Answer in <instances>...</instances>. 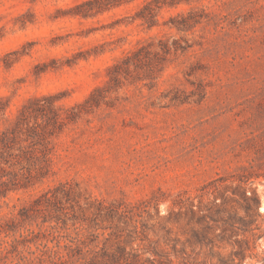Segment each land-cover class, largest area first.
I'll return each mask as SVG.
<instances>
[{"label":"rangeland","instance_id":"rangeland-1","mask_svg":"<svg viewBox=\"0 0 264 264\" xmlns=\"http://www.w3.org/2000/svg\"><path fill=\"white\" fill-rule=\"evenodd\" d=\"M84 1L0 0V97L8 100L0 128L45 93L61 94L58 103L71 106L103 86L109 103L81 114L55 139V174L1 199L0 218L48 185L76 180L107 200L152 197L160 213L148 208L156 231L150 237L185 252L175 264L180 256L264 264V0L164 7L151 28L130 18L146 0L74 15ZM178 13L198 22L178 31L170 21ZM159 38L192 46L169 56L151 78L138 70L118 87L108 84L109 66ZM172 89L187 102L172 104L165 96ZM245 189L258 201L244 199ZM206 226L213 245L195 238Z\"/></svg>","mask_w":264,"mask_h":264},{"label":"trees","instance_id":"trees-1","mask_svg":"<svg viewBox=\"0 0 264 264\" xmlns=\"http://www.w3.org/2000/svg\"><path fill=\"white\" fill-rule=\"evenodd\" d=\"M131 1L85 0L75 7L73 14L92 17ZM191 1L146 0L130 18L151 28L158 24L157 16L162 8ZM170 21L178 31L190 30L198 22L190 13H178ZM191 46L185 39L145 40L108 67L107 82L118 87L132 71L138 70L151 78L162 70L169 56L186 52ZM105 91L103 86H96L83 101L71 106L59 104L63 96L57 93L33 97L17 111L13 120L0 128V200L11 192L43 183L55 174V139L81 114L103 103L108 105ZM165 96L172 104L187 102L179 89H172ZM7 102L0 97V118L5 114ZM246 193L245 189L244 199L258 201L255 190ZM152 201V197L134 203L124 199L107 200L92 195L76 180L56 181L15 214L0 218V264H175L178 253L185 252L174 245L172 251L167 250L165 237L163 241L150 237V232L156 231L149 223L152 216L148 208L152 206L156 215L160 213L157 202ZM144 213L148 218H144ZM229 218L237 222L235 215ZM247 223L252 222L243 224L250 228ZM206 228L195 232V238L199 243L213 245ZM254 228L257 227L251 230ZM180 257V264H205ZM218 262L232 264L224 257H219Z\"/></svg>","mask_w":264,"mask_h":264}]
</instances>
